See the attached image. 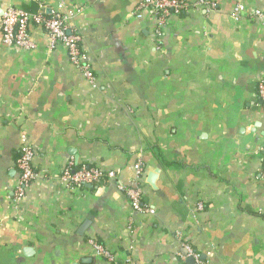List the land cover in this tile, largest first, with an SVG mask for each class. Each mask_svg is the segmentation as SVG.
<instances>
[{"label":"crops","instance_id":"0c3cea01","mask_svg":"<svg viewBox=\"0 0 264 264\" xmlns=\"http://www.w3.org/2000/svg\"><path fill=\"white\" fill-rule=\"evenodd\" d=\"M142 1L0 0V17L62 4L94 78L42 28L30 51L0 31V264H114L90 240L117 264H264V0H207L161 35ZM71 164L115 176L70 185Z\"/></svg>","mask_w":264,"mask_h":264},{"label":"built area","instance_id":"2783aa9c","mask_svg":"<svg viewBox=\"0 0 264 264\" xmlns=\"http://www.w3.org/2000/svg\"><path fill=\"white\" fill-rule=\"evenodd\" d=\"M205 5H208L207 0H199L195 4H191L186 0H143L137 7L136 17L143 18L144 15H149L151 18H154L156 22L155 33L161 35L169 17L174 14H181L192 6L199 7ZM60 7H62V4ZM59 8L51 16H47L42 10L36 13H29L17 7L8 9L0 17V31L3 35L4 43L8 47H15L23 51L33 50L36 45L32 40V30L34 28H42L44 33L50 38L51 47L53 49H65L69 59L82 70L89 81L93 82L92 71L86 63L80 46L81 37L78 34L68 33L66 18ZM244 10H246L245 6L239 4L236 6L234 13L239 15ZM252 14L259 17L264 16V12L258 9L252 10ZM258 95L264 107V81L258 85ZM260 153L264 158V148L260 150ZM34 156L35 152L32 146L26 143L17 162L20 177L16 189V199L19 201L24 198L26 187L30 186L36 179L37 174L33 167ZM136 169L137 174L140 175L141 166L137 165ZM114 176L113 172L105 173L97 167L89 168L82 166L76 168L71 164L65 171L63 179L68 181L70 185L79 186L84 184H99L106 178ZM123 190L127 193L131 205L135 210H144L141 206V192L139 189L123 188ZM90 242L94 246L97 255L117 264L112 253L94 241L90 240ZM185 248L189 253L192 252L188 244H185ZM126 264H130V262Z\"/></svg>","mask_w":264,"mask_h":264}]
</instances>
